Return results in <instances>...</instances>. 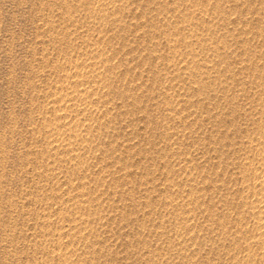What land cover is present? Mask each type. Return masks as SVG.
<instances>
[{
  "label": "rangeland",
  "instance_id": "obj_1",
  "mask_svg": "<svg viewBox=\"0 0 264 264\" xmlns=\"http://www.w3.org/2000/svg\"><path fill=\"white\" fill-rule=\"evenodd\" d=\"M0 264H264V0H0Z\"/></svg>",
  "mask_w": 264,
  "mask_h": 264
}]
</instances>
